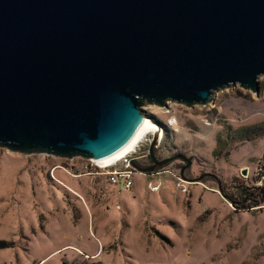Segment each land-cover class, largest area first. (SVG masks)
<instances>
[{"label":"water","instance_id":"95a60500","mask_svg":"<svg viewBox=\"0 0 264 264\" xmlns=\"http://www.w3.org/2000/svg\"><path fill=\"white\" fill-rule=\"evenodd\" d=\"M262 77L264 0H0V148L14 153L104 163L151 120L143 106L259 96ZM159 141L139 172L191 167L157 160Z\"/></svg>","mask_w":264,"mask_h":264},{"label":"rangeland","instance_id":"374dc122","mask_svg":"<svg viewBox=\"0 0 264 264\" xmlns=\"http://www.w3.org/2000/svg\"><path fill=\"white\" fill-rule=\"evenodd\" d=\"M260 84L259 96L237 86L206 106H143L163 129L156 159L184 155L193 164L137 171L127 190L70 176L63 167L80 158L0 148V264H264V206L250 211L244 195L264 185V77ZM170 117L177 129L167 126ZM258 126L261 135L241 136ZM152 138L132 155L141 169L150 167ZM54 164L70 191L52 178Z\"/></svg>","mask_w":264,"mask_h":264},{"label":"built area","instance_id":"2783aa9c","mask_svg":"<svg viewBox=\"0 0 264 264\" xmlns=\"http://www.w3.org/2000/svg\"><path fill=\"white\" fill-rule=\"evenodd\" d=\"M167 126L170 128L177 129L179 123L178 120L175 117L168 118ZM162 129V128H161ZM153 136V134H152ZM164 138L163 129H162V135L160 137L159 144L157 148L160 146L162 140ZM139 149V145L135 148V150L126 155L124 158L114 161L112 163H99L91 159H83L80 158L82 163L77 162L73 163L72 165L67 166L66 168L63 167V169L70 174V176L74 178H79L83 176L92 177L93 179L100 178L102 183L109 185V186H118L120 183L124 182L125 184V190L131 189L133 186V180L132 176L137 173V169L134 167L135 160L132 158V155L135 154V152ZM78 158L73 159H67L69 162L74 161ZM60 166H55L52 168V178L56 180L54 177V172L57 171L56 169H59ZM139 172V171H138ZM57 181V180H56ZM60 183L59 181H57ZM61 185L65 186L62 182ZM153 191H157L159 187H151ZM98 254L95 256L97 257ZM8 264V263H6ZM100 264V263H99Z\"/></svg>","mask_w":264,"mask_h":264},{"label":"trees","instance_id":"16d2710c","mask_svg":"<svg viewBox=\"0 0 264 264\" xmlns=\"http://www.w3.org/2000/svg\"><path fill=\"white\" fill-rule=\"evenodd\" d=\"M157 122V121H156ZM160 124V123H159ZM161 125V124H160ZM162 126V125H161ZM165 129H168L167 126L165 127ZM262 129L261 126H258L256 128H246V129H243L242 131V137H247L248 140H252V138H249L255 134H260V130ZM248 134H251V135H248ZM264 133H262L263 135ZM150 157V156H149ZM151 159V157H150ZM263 162H264V156H263ZM57 164H54L53 167H55ZM136 165V164H135ZM138 166V165H137ZM263 168H264V163H263ZM58 185H60V183L57 182ZM63 187V185H60ZM65 188L67 191H70V189L68 187H63ZM244 188V187H243ZM245 191H243L244 193ZM245 196H248L247 198H249L248 200H252V203L250 206H246L247 209H249L250 211H252L253 209L255 208H258V207H262L264 206V185L261 186V187H258L256 189V192L252 191V192H248V193H244ZM251 198V199H250ZM261 210V209H260ZM5 246H7V243L5 241L1 242L0 243V248H4Z\"/></svg>","mask_w":264,"mask_h":264},{"label":"bare ground","instance_id":"6f19581e","mask_svg":"<svg viewBox=\"0 0 264 264\" xmlns=\"http://www.w3.org/2000/svg\"><path fill=\"white\" fill-rule=\"evenodd\" d=\"M160 134V137L162 135V129L152 123L151 121L147 120L142 130L139 132V134L136 136L134 141L122 152H120L115 157L107 160L105 163H112L114 161H118L122 158H124L126 155L130 154L135 150V148L139 145V143L148 135V134Z\"/></svg>","mask_w":264,"mask_h":264},{"label":"flooded vegetation","instance_id":"af4514ba","mask_svg":"<svg viewBox=\"0 0 264 264\" xmlns=\"http://www.w3.org/2000/svg\"><path fill=\"white\" fill-rule=\"evenodd\" d=\"M154 165L153 161L151 160L150 162V167H152ZM156 172V171H155ZM154 173V172H153ZM153 173H149L150 175L153 174Z\"/></svg>","mask_w":264,"mask_h":264},{"label":"crops","instance_id":"0c3cea01","mask_svg":"<svg viewBox=\"0 0 264 264\" xmlns=\"http://www.w3.org/2000/svg\"><path fill=\"white\" fill-rule=\"evenodd\" d=\"M64 248H67V246H66V247H64ZM64 248H63V249H64ZM60 250H62V249L56 250L55 252H58V251H60ZM77 250H78V249H77ZM55 252H54V253H55ZM96 253H97V252H96Z\"/></svg>","mask_w":264,"mask_h":264}]
</instances>
